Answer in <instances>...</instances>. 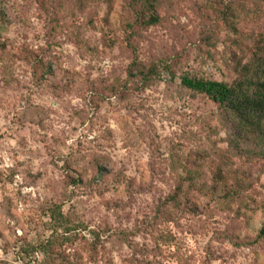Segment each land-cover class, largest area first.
Here are the masks:
<instances>
[{
    "label": "rangeland",
    "instance_id": "1",
    "mask_svg": "<svg viewBox=\"0 0 264 264\" xmlns=\"http://www.w3.org/2000/svg\"><path fill=\"white\" fill-rule=\"evenodd\" d=\"M86 4L0 0V264H264V160L181 83L237 77L264 0H161L150 27Z\"/></svg>",
    "mask_w": 264,
    "mask_h": 264
},
{
    "label": "trees",
    "instance_id": "2",
    "mask_svg": "<svg viewBox=\"0 0 264 264\" xmlns=\"http://www.w3.org/2000/svg\"><path fill=\"white\" fill-rule=\"evenodd\" d=\"M99 0H75L77 9L84 10L87 2L97 3ZM161 0H130L135 19L133 25L150 27L159 23L160 16L157 13ZM261 45L253 53V59L240 67L239 75L232 81L181 77V83L186 88L205 95L214 102L223 114V121L230 130V144L241 155L255 156L264 160V37ZM160 71L156 64L147 67H135L129 77L140 81L137 87L158 76ZM141 84V85H140ZM251 145V147L241 144ZM222 172L214 173V182H224ZM217 180V181H216ZM221 188L207 187L206 191L214 198L224 196L239 197L246 191V186L240 177H236V183H221ZM180 189V188H179ZM222 191V194H218ZM180 193L173 194L172 201L176 202ZM218 194V195H217ZM253 242L264 241V220L256 230Z\"/></svg>",
    "mask_w": 264,
    "mask_h": 264
}]
</instances>
